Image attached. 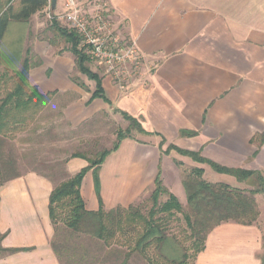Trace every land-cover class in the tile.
Segmentation results:
<instances>
[{"label":"crops","instance_id":"0c3cea01","mask_svg":"<svg viewBox=\"0 0 264 264\" xmlns=\"http://www.w3.org/2000/svg\"><path fill=\"white\" fill-rule=\"evenodd\" d=\"M95 1L109 3L114 28L127 42H135L145 57L129 89L120 91L114 79L93 63L108 101H91L96 84L79 73L77 78L88 90L73 82L72 55L53 60L38 48L44 64L31 71L30 83L43 94L58 93L39 117L42 126L54 122L58 129L64 123L74 131L101 118L99 122L119 120L127 128L122 113L141 124L145 134L134 132L124 139L101 166L104 208L135 204L154 188L159 168L164 185L186 204L171 187L179 185L186 200L176 152L163 154L169 145L199 152L230 169L264 175V0ZM62 2L58 0L56 12ZM184 131L197 135L184 137ZM34 132L29 130L27 136ZM100 132L91 131L89 137L95 134L96 139ZM187 159L193 168L204 169V178L206 171L212 173L208 165ZM67 160L68 178L89 166L83 158ZM218 175L221 180L213 183H246ZM56 176L60 174L29 169L0 184L2 247L21 250L0 258V264H61L51 245L55 231L49 216L50 195L63 182L57 183ZM82 196L88 210L99 209L93 171L85 176ZM196 264H264V230L258 224H223L208 235Z\"/></svg>","mask_w":264,"mask_h":264},{"label":"trees","instance_id":"16d2710c","mask_svg":"<svg viewBox=\"0 0 264 264\" xmlns=\"http://www.w3.org/2000/svg\"><path fill=\"white\" fill-rule=\"evenodd\" d=\"M50 4L51 0H0V165L6 172L13 170L15 160L12 157H8L7 162L3 160V146L37 125L41 113L58 94L57 91L43 94L37 86L31 85L30 73L42 66V60L38 63L34 61L38 54L32 46L27 48L23 57L21 41L12 48L11 54L7 53V38L12 33V27H29L33 17L44 13ZM38 40L55 49L58 56L72 55L75 71L96 84L91 101L96 98L108 101L100 75L91 68L94 62L81 47V38L74 30L56 20H48ZM72 80L88 90L78 78L73 77ZM122 115L129 126L125 131H117V141L112 148L99 152L95 158L85 153L72 154L69 159H86L89 166L61 182L50 195V220L55 237L60 231L65 234L61 244L65 251H73L70 247L72 240L86 239L101 245V253L96 255L97 264H106L109 257L120 260V264H128L135 254L148 264H196L199 254L205 249L208 235L215 228L230 222L244 226L258 224L260 211L256 195L264 194L261 174L230 169L204 158L199 152L183 150L174 145H169L163 154L170 155L175 151L197 164L208 165L218 174L234 177L238 182H246L257 175L260 188L243 190L226 183H212L204 178V169L194 168L183 182L185 207L164 185L162 169L159 168L150 207L138 204L106 210L100 197L98 173L101 166L112 152L119 149L124 139L132 137L134 132L145 134L137 119L125 113ZM182 135L192 138L197 133L184 131ZM164 145L165 141L161 144V151ZM89 171L95 175L99 200L97 211L88 210L82 196L83 181ZM18 177L19 174L13 173L5 181ZM165 196L167 200L162 202ZM174 223L179 224L178 230L173 229ZM4 238L5 235L0 232V258L21 251L3 248ZM51 245L60 260L62 248L54 241ZM103 254L108 257H103Z\"/></svg>","mask_w":264,"mask_h":264},{"label":"rangeland","instance_id":"374dc122","mask_svg":"<svg viewBox=\"0 0 264 264\" xmlns=\"http://www.w3.org/2000/svg\"><path fill=\"white\" fill-rule=\"evenodd\" d=\"M62 3H64V0ZM49 14H51V12L49 11L48 8L44 11V13L35 15L29 27L27 28L24 27L20 29L19 27L17 28L12 27L11 28L12 33L8 36L6 42V47L8 49L7 53L12 52L13 51L12 48H14L15 45H17V43H20L21 41L23 57L26 54L27 48L31 46L33 47V49L38 48V50L41 53H45V56H47L49 59L54 60L57 57L63 58L69 56L70 54H65L63 56L56 55L57 53L55 49L51 48L50 46H47L46 43L38 40V38L40 37V35L47 26L49 20L48 18ZM40 59L44 64V61L41 58V56L39 57V54L34 58V61L38 63ZM77 76L78 73L74 72L73 77L77 78ZM52 118L54 119L56 118V116L54 115ZM47 119H51V118H47ZM100 119L101 118H95L91 120V122L83 124L81 127L77 128L74 131L69 130V128H67L64 123L59 124L60 125L59 128L63 127L62 129L59 128L55 129L56 124L54 122H51L50 124L51 127H47V125L46 126L40 125L41 123L39 122L41 121H39L37 125H35L30 129V130H33V128L35 129V132L32 133V135L30 134V137L27 136V134H29L28 131L25 133V135L27 136L26 138L24 134H21L14 141H7L6 144L3 146V160L8 161V157L9 158L12 157L13 160H15V166L13 165L14 168L11 172L8 171L6 172L1 168L0 165V184H3L4 181L13 173L20 174L25 171H28L29 169L30 170L34 169L39 173L48 174V175L60 174V176L55 177L58 179L57 183H59L61 179L63 181L68 179L67 173L65 172V161L72 154L85 153L87 154V156L95 158V156L99 152H102L104 150H109L112 148L114 143L117 141V131H125L128 128V127L127 128L124 127L123 126L124 124L120 123L119 120L114 121V119H110L106 122H102V121L99 122ZM46 123L47 122L45 121L44 124ZM45 127L47 128L45 129ZM96 129L99 132L101 131L100 134H98L99 137L95 139L93 138V135L95 134H92V137L90 138L89 133L91 131H93L94 133V130ZM23 139L28 143L23 144L22 143ZM173 155L176 156L181 161L180 163L179 160L177 159L175 161V165L181 168L183 182H184V180H186V177L191 174L194 168L192 164L188 162L189 160L187 158H184L178 153H174ZM182 161H186V163L183 164ZM206 172H208V175L205 178L207 181L213 183L214 181L221 180L220 179L221 176H219L215 172L213 171L212 173H210V171H206ZM261 176L264 178V175L261 174ZM259 185L260 184L258 181V176L256 175L255 177L248 180V182L246 181L244 185L232 186V187L240 188L243 190H253V189H259L260 188ZM171 187H173L174 191H176L178 197L181 198L182 201L186 202L184 193L179 188V185L174 184L171 185ZM153 190L154 188L148 191L143 197L139 199V201H137L133 205L142 204L147 208L150 207L151 206L150 198ZM166 200H167L166 196L162 198V202H165ZM256 201L258 203L259 211H260V216L257 223L259 227L264 230V194H257ZM185 205L186 204H183V206ZM118 207H122V206H118ZM124 208H128V207H124ZM172 226L174 230H178V228L180 227L179 224H175V223ZM64 236L65 234L62 233V231H60V234L56 237L54 236L53 238V241L60 248H62L61 244L65 240ZM70 247L73 249L72 252L65 251L63 248L62 249L59 248L61 264H97L95 262L97 257L96 255L101 253L100 243L96 241H89L86 239L80 241L72 240ZM81 256L85 257V259L82 258ZM103 257H108V256H105V254H103ZM120 263H121L120 260L116 261L109 257V259H107L106 264H120ZM128 264H148V263L138 254H135L130 259Z\"/></svg>","mask_w":264,"mask_h":264},{"label":"built area","instance_id":"2783aa9c","mask_svg":"<svg viewBox=\"0 0 264 264\" xmlns=\"http://www.w3.org/2000/svg\"><path fill=\"white\" fill-rule=\"evenodd\" d=\"M49 20H56L74 30L81 38V47L106 73L120 91H126L138 76L145 57L135 42H127L116 31L109 16L110 5L95 0H64L59 12L51 11Z\"/></svg>","mask_w":264,"mask_h":264},{"label":"water","instance_id":"95a60500","mask_svg":"<svg viewBox=\"0 0 264 264\" xmlns=\"http://www.w3.org/2000/svg\"><path fill=\"white\" fill-rule=\"evenodd\" d=\"M57 2H58V0H51L50 7H51V10L52 11H55L56 10Z\"/></svg>","mask_w":264,"mask_h":264}]
</instances>
